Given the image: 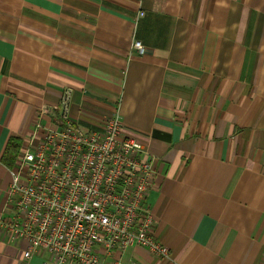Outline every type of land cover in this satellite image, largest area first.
<instances>
[{"label":"crops","instance_id":"1","mask_svg":"<svg viewBox=\"0 0 264 264\" xmlns=\"http://www.w3.org/2000/svg\"><path fill=\"white\" fill-rule=\"evenodd\" d=\"M64 90L81 125L117 114L154 158L168 257L108 262L264 264V0H0V215L8 139ZM0 264L26 263L0 238Z\"/></svg>","mask_w":264,"mask_h":264},{"label":"built area","instance_id":"2","mask_svg":"<svg viewBox=\"0 0 264 264\" xmlns=\"http://www.w3.org/2000/svg\"><path fill=\"white\" fill-rule=\"evenodd\" d=\"M133 46L143 51L140 41ZM70 98L64 90L57 104H41L22 138L8 167L0 238L26 264H113L109 255L131 245L168 257L147 202L153 156L117 114L81 125Z\"/></svg>","mask_w":264,"mask_h":264},{"label":"trees","instance_id":"3","mask_svg":"<svg viewBox=\"0 0 264 264\" xmlns=\"http://www.w3.org/2000/svg\"><path fill=\"white\" fill-rule=\"evenodd\" d=\"M19 145H20V139L16 137H10L8 139V142L5 146L4 153L2 156L3 162H5L9 166L14 163Z\"/></svg>","mask_w":264,"mask_h":264}]
</instances>
